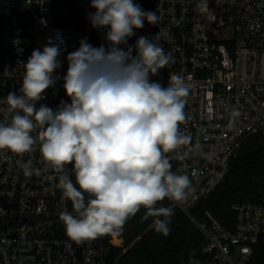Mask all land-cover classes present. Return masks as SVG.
I'll use <instances>...</instances> for the list:
<instances>
[{
	"label": "built area",
	"instance_id": "built-area-1",
	"mask_svg": "<svg viewBox=\"0 0 264 264\" xmlns=\"http://www.w3.org/2000/svg\"><path fill=\"white\" fill-rule=\"evenodd\" d=\"M134 3L156 11L159 22L153 26L145 21L128 45H135L140 36L151 39L157 32H167L159 44L171 60L151 79L166 87L171 75H179L190 86L186 120L180 129L192 141L176 150L189 155L180 160L176 152L165 154L171 170L187 174L192 182L187 199L171 201L172 208L184 213L200 231L203 254L210 256L205 262L190 264H264L255 250L264 247V196L233 206L234 231L209 211L204 221L193 216L199 203L226 180L242 142L264 135V0ZM94 12L90 0H0V121L10 119L6 97L9 92L20 94L24 64L49 38L63 40L58 57L61 67L54 73L61 79L46 90L37 107L44 104L56 109L61 100L70 102L62 79L68 53L84 38L94 47L108 46L106 29H94L88 20ZM233 110L240 116L229 128ZM34 148L23 154L0 152V264H114L116 251L127 250L118 232L80 245L68 241L59 214L71 212L70 200L58 187L60 173L43 159L39 143ZM25 164L39 169V175L25 176ZM65 168L71 178V165Z\"/></svg>",
	"mask_w": 264,
	"mask_h": 264
},
{
	"label": "clouds",
	"instance_id": "clouds-1",
	"mask_svg": "<svg viewBox=\"0 0 264 264\" xmlns=\"http://www.w3.org/2000/svg\"><path fill=\"white\" fill-rule=\"evenodd\" d=\"M90 7L95 12L88 20L94 29H106L108 46L94 47L84 38L68 53L62 79L70 102L61 100L56 109L37 104L61 79L54 73L61 67L63 40L49 38L42 50L34 49L24 64L20 94L6 97L10 119L0 121V152L28 153L39 143L72 204L71 212L59 214L71 244L122 232L141 208L146 209L143 219L153 217L155 231L168 236L174 210L157 205L165 198L186 200L192 185L187 174L171 170L165 155L191 144L192 137L180 129L190 86L179 75H171L166 87L151 79L171 60L159 44L167 32L140 36L128 45L145 21L158 24L156 11L134 0H90ZM239 116L238 110L230 113L229 128ZM188 155L176 152L175 158ZM66 165L72 166L75 184ZM23 172L39 175L30 164Z\"/></svg>",
	"mask_w": 264,
	"mask_h": 264
},
{
	"label": "trees",
	"instance_id": "trees-1",
	"mask_svg": "<svg viewBox=\"0 0 264 264\" xmlns=\"http://www.w3.org/2000/svg\"><path fill=\"white\" fill-rule=\"evenodd\" d=\"M71 179L75 184V175ZM78 187V185H76ZM86 195V194H85ZM264 196V135L247 137L241 144L238 156L233 160L226 180L193 211L198 221H204L209 211L226 229L234 231L236 213L233 206L251 202ZM87 198V195H86ZM159 206L172 208L165 198ZM72 211V204L70 201ZM169 225L171 232L164 236L155 231L154 218L143 219L146 209L129 218L118 232L127 248L125 253L116 251L114 264H190L193 260L207 261L203 254L204 237L189 218L177 208ZM162 218V217H161ZM103 236V238L108 237ZM264 259V247H256Z\"/></svg>",
	"mask_w": 264,
	"mask_h": 264
}]
</instances>
